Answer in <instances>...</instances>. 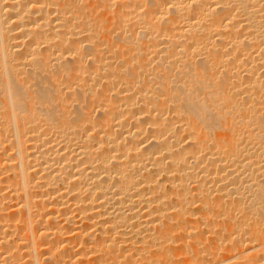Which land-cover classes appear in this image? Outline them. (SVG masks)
Masks as SVG:
<instances>
[{
  "label": "bare ground",
  "instance_id": "6f19581e",
  "mask_svg": "<svg viewBox=\"0 0 264 264\" xmlns=\"http://www.w3.org/2000/svg\"><path fill=\"white\" fill-rule=\"evenodd\" d=\"M263 195L264 0H0V264H264Z\"/></svg>",
  "mask_w": 264,
  "mask_h": 264
},
{
  "label": "rangeland",
  "instance_id": "374dc122",
  "mask_svg": "<svg viewBox=\"0 0 264 264\" xmlns=\"http://www.w3.org/2000/svg\"><path fill=\"white\" fill-rule=\"evenodd\" d=\"M95 112L97 113V111H95ZM96 113H95V116L98 115V113H97V114H96ZM263 197H264V195H263ZM262 200L264 201V199H262ZM263 203H264V202H263ZM263 205H264V204H263ZM263 209H264V207H263ZM261 214H262V213H261ZM262 215H263V216H262ZM262 215H261V217H260L262 220L259 218V220L261 221L260 223H262V225L260 224L259 226H260L261 229H264V228H263V227H264V226H263V223H264V222H262V221L264 220V212H263ZM217 216H220L221 218L219 217V218H220V219H219ZM217 216L215 217V223L217 222V220H218L219 223H221V222H220V221H222L221 219H223L225 216H224V217H223L222 215H217ZM218 222H217V224H218ZM217 224L214 226V228L217 227V229L215 228V229H216V232H218V230H219V225H220V224H218V225H217ZM262 226H263V227H262ZM221 231H222V230H221ZM263 231H264V230H263ZM222 232H223V234H225L224 231H222ZM221 238H223V240H222V239H221V240L219 239V240H218V243H221V241L224 242V236L221 237ZM219 241H220V242H219ZM252 242H253V241H252ZM224 243H225V242H224ZM224 243H222V244L224 245ZM222 244H221V245H222ZM249 244H252V243L249 242ZM223 245H222V246H223ZM220 251H221V250H220ZM232 261H233V260H232ZM229 262H231V260H229Z\"/></svg>",
  "mask_w": 264,
  "mask_h": 264
}]
</instances>
